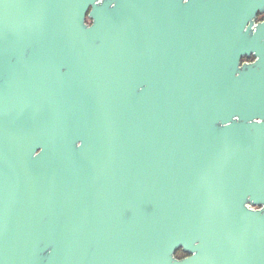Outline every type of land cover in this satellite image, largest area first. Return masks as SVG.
<instances>
[{"label":"water","instance_id":"water-1","mask_svg":"<svg viewBox=\"0 0 264 264\" xmlns=\"http://www.w3.org/2000/svg\"><path fill=\"white\" fill-rule=\"evenodd\" d=\"M258 12L0 0V264H264Z\"/></svg>","mask_w":264,"mask_h":264},{"label":"flooded vegetation","instance_id":"flooded-vegetation-1","mask_svg":"<svg viewBox=\"0 0 264 264\" xmlns=\"http://www.w3.org/2000/svg\"><path fill=\"white\" fill-rule=\"evenodd\" d=\"M264 18V13L263 12H258L256 14V18H255V23L256 22H259V21H262ZM254 61V57L253 55H249V56H243L241 59H240V62L243 63V62H252ZM184 256V254L182 255ZM181 256V257H182ZM180 258V257H179Z\"/></svg>","mask_w":264,"mask_h":264},{"label":"trees","instance_id":"trees-1","mask_svg":"<svg viewBox=\"0 0 264 264\" xmlns=\"http://www.w3.org/2000/svg\"><path fill=\"white\" fill-rule=\"evenodd\" d=\"M88 21V20H87ZM178 254H180L181 256L183 255V253L181 252V251H178L177 253H176V256L178 257ZM180 256V257H181Z\"/></svg>","mask_w":264,"mask_h":264},{"label":"rangeland","instance_id":"rangeland-1","mask_svg":"<svg viewBox=\"0 0 264 264\" xmlns=\"http://www.w3.org/2000/svg\"><path fill=\"white\" fill-rule=\"evenodd\" d=\"M181 255L180 254H178V257H180Z\"/></svg>","mask_w":264,"mask_h":264}]
</instances>
